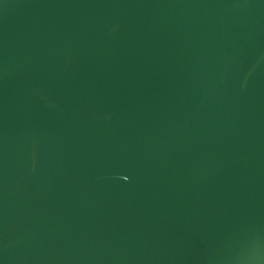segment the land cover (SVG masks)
Returning <instances> with one entry per match:
<instances>
[{
    "label": "water",
    "instance_id": "water-1",
    "mask_svg": "<svg viewBox=\"0 0 264 264\" xmlns=\"http://www.w3.org/2000/svg\"><path fill=\"white\" fill-rule=\"evenodd\" d=\"M0 264H264V0H0Z\"/></svg>",
    "mask_w": 264,
    "mask_h": 264
}]
</instances>
